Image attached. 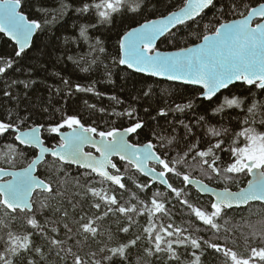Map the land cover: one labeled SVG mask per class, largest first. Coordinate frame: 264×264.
I'll use <instances>...</instances> for the list:
<instances>
[{"label": "trees", "instance_id": "1", "mask_svg": "<svg viewBox=\"0 0 264 264\" xmlns=\"http://www.w3.org/2000/svg\"><path fill=\"white\" fill-rule=\"evenodd\" d=\"M185 1L125 0V3L130 10L148 3V11L143 16L135 17L136 21L143 23L145 18L162 17L179 9ZM263 1L250 0V5L253 7ZM84 2L94 5L99 0ZM33 3L40 12L49 14L47 15L49 23L46 25L47 31L34 35L31 47L22 54V57H15L16 47L0 34V66L9 59L15 61L17 65H24L23 70H17L13 75L6 73L0 76V119L11 116L9 122H13L14 126L18 125L19 129L44 125V128H41L42 139L49 147L58 144V139L56 135L49 134L48 127L62 122L68 116H78L86 125L105 131L124 129L139 120L144 127L138 134L130 136V142L142 145L152 141L158 150L157 154L163 152L173 158V166L181 175L169 174L168 182L176 188H184L187 194L185 198L193 207L210 212L211 200L200 196L189 186L184 187L182 179L184 174L190 178L200 179L215 188L236 190L244 186L247 175L231 174L224 170L232 160L229 151L216 150L220 157L221 171L219 176H210L209 171L205 170L206 166L201 165L200 158H192L194 153H190L186 145H196L197 149L206 150L207 147L222 140L223 149L244 147L247 142L238 134L245 128L253 127L259 132H264L262 90L255 86L250 90L247 86L235 84L231 86V91L227 89L222 92L223 95L218 94L220 95L218 103L209 106L210 102L199 100L200 90L197 88L144 77L114 63L118 52V33L123 34L139 23L131 19L122 21L118 17L111 31H108L109 25L97 24L100 28L98 32L96 27L89 26L87 18L77 19L75 11L61 14L62 4L68 5L70 9L76 7L72 0H43L44 7H41V0H33ZM232 3L233 0H217V7L205 10L201 17L196 18V22L190 21L168 32L157 43L156 49L171 51L199 43L202 36L212 34V30L219 23L241 17L238 13L230 14L229 6ZM235 3L239 4L240 0H235ZM245 3L247 5L249 0H245ZM249 9L246 7L242 10L246 14ZM24 11L32 12L34 16L37 14L29 7H25ZM53 17L58 19L53 22ZM93 19H96L94 14ZM81 28L87 29L84 37L80 36ZM98 39L102 41L103 52L96 50L101 46L96 43ZM93 60L95 63H91ZM27 66H32V71H29ZM83 68L90 70L84 72ZM62 79L70 80L73 90L77 83L94 85L96 92L101 95L75 93L68 97L66 94L68 86L62 83ZM14 80L17 83L8 88ZM24 84L30 86L25 89ZM4 89L13 93L11 101L3 96ZM142 91L149 92V95H142ZM225 96L238 100L240 106L225 107L222 112L214 113L213 110L224 103ZM111 97L117 99L113 100ZM190 101L192 107L184 108L183 111L177 109L178 104L183 107ZM89 105H94L95 109ZM253 105H256L255 109L249 112L248 109ZM101 108L105 111L101 112ZM128 111L132 112L131 117L126 114ZM161 111L166 115H159ZM17 115L22 117L23 122L16 119ZM246 120L250 123L246 124ZM66 129L68 128L61 130ZM188 129L192 131L189 132ZM210 129L220 131L221 135L213 136ZM19 147L12 135L0 136V167L20 169L35 157L36 152L31 148L22 155L18 154ZM6 158L9 162H6ZM176 160H180L181 163L176 164ZM45 161L47 162L38 166L37 176L48 182L56 194L39 191L34 193L32 205L35 218L42 226H46L44 230L48 238L55 237L64 241L65 249L70 248L72 253L90 262L109 264L105 257L110 253L106 249L128 243L137 236L140 239L136 245L126 250L127 264H231L230 259L226 260L222 252H217L210 245L226 247L243 258L251 255L250 249L253 247L264 248V205L252 203L245 208L226 210V214L216 221L218 230L210 229L195 217L187 205H182L170 190L151 184L127 164L115 162L120 169L118 174L124 178L122 182L125 189H120L93 175L88 177L90 183L86 186L85 176L82 175L85 171L61 165L52 158H46ZM61 167L66 168L63 174L59 172ZM155 168L161 170L159 166ZM137 184H151V187L142 190L136 187ZM86 187L102 193L107 192L108 195L114 194L121 204L135 207L141 212L132 214L134 219L130 225L125 216L116 212L106 217L102 216L94 225L98 228L97 239L89 237L85 241L80 225L101 216L105 211L103 203L99 210L92 206L98 198H93L90 192L86 195ZM157 192L160 195L155 199L165 204L168 215L163 213L152 215L149 211L153 209L151 204L153 193ZM65 211L66 217L63 215ZM31 216L32 213L28 212L9 214V211L0 206V236L4 237L0 239V253L4 251L8 231L15 235H25L34 231L26 223V219ZM169 223H172L174 228L186 230L182 232L183 236L198 239L200 248H194L190 243L187 246H177L173 243L175 258L167 251L156 252L144 229H154L155 235L161 226L166 228ZM65 224L72 229L70 233L66 231ZM124 227H129L127 233L122 231ZM160 234L164 236L163 232ZM69 236L72 238L68 239ZM31 239L34 245L41 249L43 255L34 252L31 255L22 253L21 257L15 258L14 264H27V260H33L34 264H73L72 254L59 251L57 255L60 246L50 245L42 236L34 235ZM102 248L105 250L101 251ZM92 253H95V256H92ZM9 258L13 259L11 256Z\"/></svg>", "mask_w": 264, "mask_h": 264}, {"label": "snow or ice", "instance_id": "2", "mask_svg": "<svg viewBox=\"0 0 264 264\" xmlns=\"http://www.w3.org/2000/svg\"><path fill=\"white\" fill-rule=\"evenodd\" d=\"M72 2L76 4V7L70 9L68 5L62 4L61 9L63 12L61 14L75 11L77 19L87 18L89 26L96 27L98 32L100 28L97 27V24L101 26L109 25L108 31H111L118 17L122 21L131 19L135 23H139L135 20V17L137 15L143 16L149 9L148 3H145L138 9L130 10L125 0H99L94 5L84 2V0H72ZM25 7L32 8L37 14L34 16L32 12L25 13ZM41 7H44L43 0H41ZM215 7H217V0H186L179 11H172L160 19L145 18V22L139 23L138 27H130V30L123 34L118 33V52L114 63L126 66L127 69L149 77L198 86L201 90L199 100L210 102L209 106L219 102L220 95H223L222 90L228 89L231 91V86H234L237 82L243 86H248L250 90L255 86L262 90V94H264V3H259L258 7H251L250 0L247 5L245 0H240L239 4H236L233 0L232 5L229 6L230 14L238 13L243 17L242 19L219 23V26L212 30V34H204L202 36L203 43L195 47H187L174 53H162L156 50V41L165 33L190 21L196 22V18L201 17L205 10ZM246 7L250 10L245 14L242 9ZM221 12L223 13V8H221ZM93 14L96 19H93ZM47 15L49 14L36 9L33 0H0V34L6 36L18 46L14 50L15 57H22V54H25L26 50L31 47L30 41L34 34L47 31L46 25L49 23ZM253 17L259 18L255 26H253ZM56 19L58 17H53V22ZM86 31V28H81L80 36L84 37ZM96 43L101 45L96 50L103 52L102 41L98 39ZM91 63H95V60ZM23 67L24 65H17L15 61L9 59L3 66H0V76L6 73L7 75H13L17 70H23ZM27 67L29 71H32V66ZM89 70V68L82 69L84 72ZM16 83V80L12 81L8 88ZM62 83L68 86L66 93L68 97L75 93L101 95V93L96 92L94 85L77 83L74 85L73 90V84L70 80L62 79ZM29 86V84H24L25 89ZM2 94L9 101L13 99V93L7 89L2 90ZM142 95L148 96L149 92L142 91ZM111 99L115 100L117 98L111 97ZM239 106L240 102L238 100L228 99L225 96L224 103L213 111L219 113L225 107ZM89 107L95 109L94 105H89ZM190 107H192L191 101L183 107L177 105V109L180 111ZM255 107L256 105H253L248 111L253 112ZM100 111L103 112L105 109L101 108ZM126 114L129 117L132 116L131 111ZM159 115L165 116L166 113L161 111ZM11 119V116L7 119H0V136L12 135L18 145L22 146L18 148V154L22 155L30 148L39 149V154L31 160L26 168L20 171H8L0 167V206L9 210V214L18 215L26 211L32 213V216L26 219V223L34 231L25 235H15L8 231L6 233L7 239L4 241V251L0 253V264H14L15 258L21 257L22 253L31 255L34 252L43 255L41 249L36 247L31 239L34 235L44 237L50 245L60 246L57 255H59V251L72 254L73 264H96L95 261L90 262L80 255L72 253L70 248L65 249L63 247L64 241L55 237L48 238L44 230L46 226H42L35 218L31 202L33 193L39 189L42 192L56 194L54 188L48 182L34 174L39 164L47 162L45 157L49 156L61 165H76L78 168L84 169L85 172L82 175L85 176L84 183L86 186L90 183L88 177L96 174L111 181L120 189H125V184L122 182L123 176L110 175L107 171L109 168L116 170V172L120 171L112 161V157L117 156L120 160L133 164L139 172L149 176L153 182L158 181L160 184L165 185L182 205H187L195 217L204 225L209 226L210 229L218 230L216 221L226 214L227 209L245 207L253 201L264 204V132H259L253 127H247L238 134L243 136L247 142L244 147L223 149L221 148L222 140L207 147L206 150L197 149L196 145H186L188 151L194 153L192 158L199 157L201 165L206 166L205 170L209 171L210 176H219L221 171L220 157L216 154V150L231 153L232 160L224 169L227 173L252 176V179L248 181L247 188H241L239 192H232L227 188L223 191H213L214 200L210 204L211 211L206 212L198 207H193L188 202L185 198L187 194L184 192V188H176L168 182L169 174L181 175L173 166V158L166 156L163 152L157 154L158 150L152 141L140 148L130 144L126 139V136L138 134V131L143 129L144 124L139 120L122 131L117 129L105 131L98 130V127L86 125L78 116H68L62 122L48 127L49 134L59 137L58 144L49 148L44 146V140L40 135V129L44 128V125L33 127L28 132H20L18 125L14 126L13 122H9ZM16 119L23 122L22 117L19 115ZM245 123L248 124L250 121L246 120ZM185 127L187 128V126ZM63 128H68L71 131L64 133L61 131ZM188 131L192 130L188 129ZM17 132H19V135H16ZM210 132L213 136L221 135V132L216 129H210ZM97 136L99 140L94 139ZM85 145L94 147L99 156H94L91 152H85L83 150ZM14 159L13 156L12 162H14ZM6 162H9L8 158H6ZM149 162H155L161 170L157 171L155 168L148 167ZM175 163L179 164L181 161L176 160ZM65 171V167L59 169L60 174ZM5 177L10 178L5 179ZM182 179L184 187H188L193 183L187 174H184ZM195 183L202 193L208 191L206 184L199 181ZM136 187L147 190L151 187V184H137ZM89 192L93 198H98V201L94 202L92 206L99 210L103 203L105 211L101 216L89 219L80 225V231L83 233L85 241L89 237L93 240L97 239L98 228L94 225L96 220L101 219L102 216L106 217L110 213L116 212L125 216L130 225L134 219L132 214H140L141 212L140 209L131 206L126 207L121 204L114 194L108 195L107 192L102 193L94 188L86 187V195ZM158 195L160 193H153V199L151 200L153 209L149 211L152 215L156 213L168 215L165 211V204L155 199ZM63 215L66 217L67 212L65 211ZM65 229L69 233L72 231L67 224H65ZM122 231L127 233L129 227L122 228ZM144 231L148 234L149 242L154 245L156 252H170L172 258H175V253L172 250L173 243L177 246H187L190 243L194 248H200L201 246L198 239L183 236L182 232L186 230L180 227L174 228L172 223H169L166 228L161 226L160 231L156 232L155 235H153L154 229L152 228H145ZM161 232L164 233V236L160 234ZM165 237H175V239H166ZM71 238V236L68 237V239ZM0 239H4V237L0 236ZM138 239H140L139 236L128 243L107 248L106 250L110 255L106 256L105 259L109 264H127L126 250L131 246H135ZM210 246L215 248L217 252H222L226 260L230 259L231 264H259V262H264V248L257 249L253 247L250 249L251 255L248 258H243L238 257L235 251L226 247L222 248L216 244ZM104 250V248L101 249V251ZM9 256L13 259H10ZM92 256H95V253H92ZM27 264H34V262L33 260H27Z\"/></svg>", "mask_w": 264, "mask_h": 264}, {"label": "water", "instance_id": "3", "mask_svg": "<svg viewBox=\"0 0 264 264\" xmlns=\"http://www.w3.org/2000/svg\"><path fill=\"white\" fill-rule=\"evenodd\" d=\"M186 2V1H185ZM262 3H264V2H262ZM184 5V4H183ZM259 5V4H258ZM258 5H256V6H254V7H258ZM181 8V7H180ZM179 8V9H180ZM179 9H177V10H174V11H179ZM250 10V9H249ZM172 12V11H171ZM170 13V12H169ZM168 13V14H169ZM168 14H166V15H164V16H167ZM161 17H158V18H154V19H160ZM243 17H240V18H237V19H242ZM234 20V19H233ZM258 20H259V18L258 17H253V26H255V23L256 22H258ZM232 20H230V21H226V22H231ZM144 23V22H143ZM223 23H225V22H223ZM139 25H137V26H135V27H138ZM130 30V29H129ZM172 30V29H171ZM167 33H165L163 36H161L157 41H156V46H157V43L166 35ZM3 35V34H2ZM35 35V34H34ZM209 35H211V34H209ZM34 37V36H33ZM33 37H32V39H33ZM5 38L7 39V40H9L6 36H5ZM32 39H31V41H30V44H31V42H32ZM10 41V40H9ZM16 48L18 47V46H16L15 44H14V42H12V41H10ZM201 43H203V40H201L199 43H197V44H194V45H190V46H187V47H195L196 45H198V44H201ZM187 47H184V48H187ZM184 48H181V49H184ZM181 49H177V50H171V51H162V50H159V49H156L157 51H160V52H162V53H174V52H177V51H180ZM121 66V65H120ZM121 67H123V68H126V66H121ZM127 69V68H126ZM127 70H129L130 72H133V73H135V74H138V75H142V76H144V77H148V78H152V79H155V80H158V81H165V82H169V83H175V84H179V85H183V86H188V87H193V88H197V89H199V87L198 86H195V85H185V84H183L182 82H178V81H168V80H166V79H161V78H157V77H149V76H147V75H145V74H141V73H136V72H134L133 70H131V69H127ZM236 84H240L239 82H237ZM248 87V86H247ZM200 90V89H199ZM225 90H227V89H224V90H222V92L223 91H225ZM201 91V90H200ZM34 127H37V126H34ZM33 128V127H32ZM31 128H29V129H24V130H20V132H28L29 130H30ZM121 131L123 130V129H120ZM62 132H64V133H68V132H70L71 130L70 129H67V130H61ZM16 135H19V132H17L16 133ZM40 135H41V129H40ZM58 137V136H57ZM94 139H96V140H99V137L97 136V137H94ZM126 139L129 141V143L130 144H132V145H134L135 147H140V148H142L144 145H146L147 143H145V144H142V145H137V144H133V143H131L130 142V136H126ZM15 141V140H14ZM58 141H59V137H58ZM15 143L18 145V142L17 141H15ZM44 146H46L45 144H44ZM22 147V146H21ZM46 147H48V146H46ZM49 148H51V147H49ZM31 149H34L35 151H36V155H38L39 154V149H37V148H31ZM85 152H91L94 156H99V153H97L96 152V150H95V148L94 147H92L91 145H85V147H84V149H83ZM50 157V156H49ZM47 157H45V159H46ZM50 158H52V157H50ZM52 159H54V158H52ZM55 160V159H54ZM112 161H113V163H115V162H120V163H122V164H127V165H129V166H131L132 167V169L135 171V172H137L139 175H141L143 178H145V179H147L151 184H157V185H159V186H161V187H163V188H165V189H167V190H169L165 185H163V184H160L158 181H156V182H153L152 180H151V178L149 177V176H147V175H144L143 173H141V172H139L137 169H136V167L133 165V164H128L127 163V161H122V160H120L119 159V157H117V156H113L112 157ZM116 164V163H115ZM40 165V164H39ZM28 166V165H27ZM27 166H25V167H23V168H26ZM153 166H158L157 164H155V162H149V164H148V167H150V168H154ZM70 167H74V168H78V166H76V165H71ZM23 168H20V169H5V170H8V171H20V170H22ZM38 168V167H37ZM78 169H80V170H82V171H85L84 169H81V168H78ZM157 170V169H156ZM107 171L109 172V174L110 175H119L118 174V172H116V170H114V169H111V168H109V169H107ZM158 171V170H157ZM36 176H37V169H36V171H35V173H34ZM93 176H95V177H97V178H100L101 180H103V181H105V182H108L109 184H111V185H113V186H115V187H118L117 185H114L111 181H109V180H106V179H104L103 177H101V176H98V175H96V174H92ZM10 177H5V179H9ZM252 179V176H249V175H247V181H246V183L244 184V186L243 187H241V188H247V186H248V181L249 180H251ZM190 180L191 181H193V183L191 184V185H189V187H191L196 193H198L200 196H205V197H208V198H210V200H211V202L214 200V197L212 196V192L213 191H223L224 189H226V188H215V187H213V186H210V185H208V184H206V183H204L202 180H200V179H197V178H190ZM197 181H199V182H201V183H203V184H206L207 186H208V191L207 192H204V193H202L200 190H199V188H198V186H197V184L195 183V182H197ZM241 188H238V189H236V190H231V189H228L229 191H232V192H239L240 191V189ZM42 192V191H40L39 189L37 190V191H35L34 193H36V192ZM34 193H33V195H32V198H33V196H34ZM32 202V201H31ZM252 203H258V204H261L260 202H258V201H253V202H249V204H252ZM248 204V205H249ZM261 205H264V204H261ZM246 207V206H245ZM245 207H240V208H232V209H241V208H245ZM227 210H230V209H227ZM7 211H9V210H7ZM27 212V211H26Z\"/></svg>", "mask_w": 264, "mask_h": 264}, {"label": "bare ground", "instance_id": "4", "mask_svg": "<svg viewBox=\"0 0 264 264\" xmlns=\"http://www.w3.org/2000/svg\"><path fill=\"white\" fill-rule=\"evenodd\" d=\"M263 2H264V1H263ZM261 3H262V2H261ZM257 5H258V4H257ZM255 6H256V5H255ZM253 7H254V6H253ZM238 18H240V17H238ZM235 19H237V18H235ZM225 22H226V21H225ZM222 23H223V22H222ZM218 26H219V25H218ZM218 26H217V27H218ZM4 37H5V36H4ZM8 41H9V40H8ZM10 43H11V42H10ZM11 44H12V43H11ZM12 45H13V44H12ZM31 128H32V127H31ZM28 129H29V128H28ZM19 130H24V129H19ZM66 130H67V129H66ZM41 137H42V130H41ZM57 139H58V137H57ZM14 142H15V141H14ZM58 142H59V141H58ZM18 146H19V145H18ZM46 146H47V145H46ZM20 147H21V146H20ZM48 147H49V146H48ZM35 152H36V151H35ZM35 156H36V154H35ZM34 158H35V157H34ZM34 158H33V159H34ZM47 158H50V157H47ZM30 162H31V161H30ZM30 162H29V163H30ZM29 163H28V164H29ZM28 164H27V165H28ZM27 165H26V166H27ZM153 167H155V166H153Z\"/></svg>", "mask_w": 264, "mask_h": 264}, {"label": "flooded vegetation", "instance_id": "5", "mask_svg": "<svg viewBox=\"0 0 264 264\" xmlns=\"http://www.w3.org/2000/svg\"><path fill=\"white\" fill-rule=\"evenodd\" d=\"M156 169V168H155ZM158 171H160L159 169H157Z\"/></svg>", "mask_w": 264, "mask_h": 264}]
</instances>
